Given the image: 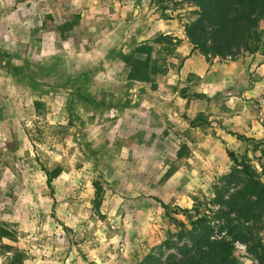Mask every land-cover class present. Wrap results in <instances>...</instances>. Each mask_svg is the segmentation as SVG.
<instances>
[{"label":"rangeland","instance_id":"374dc122","mask_svg":"<svg viewBox=\"0 0 264 264\" xmlns=\"http://www.w3.org/2000/svg\"><path fill=\"white\" fill-rule=\"evenodd\" d=\"M192 10L0 0V264H166L191 247L198 220L238 264H258L228 236L219 200L241 187L229 153L264 183V55L192 50ZM258 30L264 48V21ZM148 46V82L130 80ZM189 51L239 62L237 79L183 73ZM246 227L264 248V217Z\"/></svg>","mask_w":264,"mask_h":264},{"label":"trees","instance_id":"16d2710c","mask_svg":"<svg viewBox=\"0 0 264 264\" xmlns=\"http://www.w3.org/2000/svg\"><path fill=\"white\" fill-rule=\"evenodd\" d=\"M188 1L193 10L191 20L184 26V34L192 50H197L205 58L210 55L225 59L240 52L264 55L263 36L258 30L259 23L264 21V0ZM169 39V36H159L155 41L162 43ZM136 52L146 54L147 57L144 60L133 59L129 79L148 82L150 59L153 58L151 48H140ZM228 156L235 166L234 175L241 187L226 200H219L227 210L221 212L219 217L225 221L228 236L249 244L251 255L258 264H264V248L259 242L250 244L253 240L246 227V224L261 222L264 217V183L248 163L238 161L232 153ZM48 175L54 178L58 172ZM47 182H50V178ZM163 208L167 218L182 226V223L171 217L166 206ZM180 211L184 213L186 209ZM190 226L191 247L179 248L181 258L169 256L166 264H238L232 256L230 242L212 240L209 227L201 220Z\"/></svg>","mask_w":264,"mask_h":264},{"label":"crops","instance_id":"0c3cea01","mask_svg":"<svg viewBox=\"0 0 264 264\" xmlns=\"http://www.w3.org/2000/svg\"><path fill=\"white\" fill-rule=\"evenodd\" d=\"M187 47V46H186ZM185 47V49H186ZM183 49V50H182ZM181 51H184V47L181 48ZM191 51H189L187 53V57L189 56V53ZM201 57L199 56L197 51H192L191 55L186 59L184 66L182 68V72L183 73H194L197 74L199 76H203L205 74L206 77H211L213 76V73L215 71H223L224 73H233V75H235V77L231 78V76L229 77V79L231 81H234L235 79H237L238 77V70L240 69L241 65L239 64V62H226L224 65L223 64H217V63H212V64H206V63H202L201 61H199ZM223 65V66H222ZM220 66V67H218ZM221 67H224L225 70H223ZM198 68H201L202 70V74L198 73ZM234 86V83H233Z\"/></svg>","mask_w":264,"mask_h":264}]
</instances>
